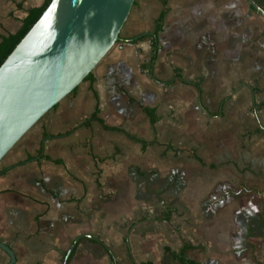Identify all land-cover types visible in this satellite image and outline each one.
Instances as JSON below:
<instances>
[{"label": "crops", "instance_id": "obj_1", "mask_svg": "<svg viewBox=\"0 0 264 264\" xmlns=\"http://www.w3.org/2000/svg\"><path fill=\"white\" fill-rule=\"evenodd\" d=\"M42 3L0 0V41ZM161 12L149 65L150 41H125ZM120 33L94 80L3 157L0 242L14 264H63L68 251L65 264H178L164 248L186 242L198 264H264V19L246 0H134ZM96 106L157 144L84 125Z\"/></svg>", "mask_w": 264, "mask_h": 264}, {"label": "water", "instance_id": "obj_2", "mask_svg": "<svg viewBox=\"0 0 264 264\" xmlns=\"http://www.w3.org/2000/svg\"><path fill=\"white\" fill-rule=\"evenodd\" d=\"M133 1L49 2L0 65V160L120 40ZM246 1L264 19V9ZM0 249L8 256L6 264H14L11 248L0 242Z\"/></svg>", "mask_w": 264, "mask_h": 264}, {"label": "trees", "instance_id": "obj_3", "mask_svg": "<svg viewBox=\"0 0 264 264\" xmlns=\"http://www.w3.org/2000/svg\"><path fill=\"white\" fill-rule=\"evenodd\" d=\"M50 1L51 0H43V3L40 6L31 8L27 12V14L23 18V20L21 21L20 27L14 33L8 34L6 37H3L1 39V41H0V65L5 60V58L10 54V52L14 49L16 44L21 40V38L26 34V32L31 28V26L40 17L41 13L45 10V8L48 6ZM250 9L253 10L251 7H250ZM162 19H163V12L160 13L157 20L155 21L152 33L145 34L141 37H134L132 39L125 41L127 43L133 44V43H136L138 41L148 39L150 41V53H151V56L149 59V65H152V63L154 62V60L156 58V52L159 48L158 40H157V34L162 28ZM86 80H89L91 82L94 80L92 72L88 73L86 75V77L83 79V81H86ZM76 88H74L70 94H73L76 91ZM128 101L132 102L131 98H129ZM55 107H56V105L53 108H55ZM140 108L144 112V114L146 115V117L150 123V126L152 127L153 131L155 132L153 126L157 120V116L154 114V110L151 108H148V107H144V106H140ZM98 114H99V110L96 106V108H95L93 114L90 116V118L84 121V125H88L89 120H95L101 125V127L104 130L122 133L131 141L140 143L143 148H145L148 145L157 144L155 137L150 141H145V140L140 139V138L136 137L135 135L125 131L121 127L107 125L100 117H98ZM72 130L69 129L67 132L69 133ZM67 132H66V134H67ZM165 148H171V147L169 145H166ZM176 151H182V149H176ZM116 152H117V150H116ZM44 158L49 160V158H47L46 156ZM99 161H102V159H99ZM53 162L54 163H60L61 161L60 160H54ZM4 173H5V169L0 171V174H4ZM169 217H170L169 212H165L163 214V221L168 222ZM195 248L196 247H194V246H192L186 242V243H183L182 247L180 248V250L178 252L171 251L170 248H168V247L164 248V252L166 254H168L171 257V259L173 261L177 262L178 264H198V262L191 260L187 257V252L190 250H193ZM257 264H263V262L262 263L258 262Z\"/></svg>", "mask_w": 264, "mask_h": 264}, {"label": "rangeland", "instance_id": "obj_4", "mask_svg": "<svg viewBox=\"0 0 264 264\" xmlns=\"http://www.w3.org/2000/svg\"><path fill=\"white\" fill-rule=\"evenodd\" d=\"M120 31H121V30H120ZM121 35H123V33H120V32H119V36H121ZM138 132H139V131H138ZM24 135H25V134H24ZM22 137H23V136H22ZM22 137H21V138H22ZM2 161H3V158L0 160V165H1V162H2Z\"/></svg>", "mask_w": 264, "mask_h": 264}]
</instances>
